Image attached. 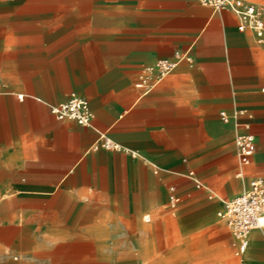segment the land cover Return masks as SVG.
Segmentation results:
<instances>
[{
	"label": "crops",
	"instance_id": "obj_1",
	"mask_svg": "<svg viewBox=\"0 0 264 264\" xmlns=\"http://www.w3.org/2000/svg\"><path fill=\"white\" fill-rule=\"evenodd\" d=\"M250 1L264 20V0ZM238 24L198 0H0V264L110 257L102 243L140 241L141 220L159 216L181 179L207 198L200 211L264 182V41ZM176 51L192 62L136 87ZM72 93L88 101L90 125L49 112ZM237 134L255 137L242 169ZM167 202L181 197L170 190ZM209 222L213 246L192 264H239L225 222ZM242 260L264 264V227Z\"/></svg>",
	"mask_w": 264,
	"mask_h": 264
},
{
	"label": "built area",
	"instance_id": "obj_2",
	"mask_svg": "<svg viewBox=\"0 0 264 264\" xmlns=\"http://www.w3.org/2000/svg\"><path fill=\"white\" fill-rule=\"evenodd\" d=\"M202 5L210 7L214 11L226 10L233 13L239 20L237 30L249 31L253 34L256 43L264 41V20L257 7L250 0H198ZM192 62L189 51H176L171 59L157 58L144 67L136 83V87L148 92L155 87L166 75H168L178 63ZM2 83L0 81V90ZM21 99L22 95L17 96ZM49 112L59 121H70L81 126L90 125L93 113L88 101L72 93L67 100L57 105L49 106ZM221 120L226 123L230 119L224 112L220 113ZM104 147H112L109 141H104ZM235 156L240 169L248 165L254 153L255 137L250 134H237L234 138ZM242 172L238 171L237 176ZM187 176L191 178L196 187L201 183L189 171ZM178 199L169 195V205L174 207ZM218 217L224 219L229 228L233 242L234 256L240 260L239 264H245L242 260L248 247V235L254 229L264 227V182L261 179H253L248 186L230 201L224 203Z\"/></svg>",
	"mask_w": 264,
	"mask_h": 264
},
{
	"label": "rangeland",
	"instance_id": "obj_3",
	"mask_svg": "<svg viewBox=\"0 0 264 264\" xmlns=\"http://www.w3.org/2000/svg\"><path fill=\"white\" fill-rule=\"evenodd\" d=\"M183 180L179 181L181 185L167 187L156 219L143 217L141 221L144 227L140 241L102 243L101 249L111 248L113 255L98 257L94 261L86 258L48 257L47 264H192L198 259L194 257V252L206 251L213 246L209 233L214 226L209 225V221H225L217 215L223 207L196 210L193 203L199 204L207 198L190 195L183 187ZM170 190L181 197L176 209L168 206L167 196ZM201 215L208 222H200L203 219Z\"/></svg>",
	"mask_w": 264,
	"mask_h": 264
}]
</instances>
